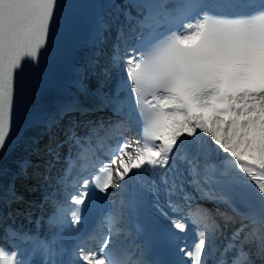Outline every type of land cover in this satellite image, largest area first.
<instances>
[{
    "label": "snow or ice",
    "instance_id": "6c2138e0",
    "mask_svg": "<svg viewBox=\"0 0 264 264\" xmlns=\"http://www.w3.org/2000/svg\"><path fill=\"white\" fill-rule=\"evenodd\" d=\"M75 7L0 0V152L13 132L18 73L27 63L42 80L57 32L73 27ZM99 8L107 19L97 21V41L103 45L112 29L116 39L105 60H90L73 83L87 91L85 80L95 78L98 109L111 115L86 124L83 136L75 124L66 130L70 151L55 174V138L33 149L47 159L23 161L22 174L34 168L51 189L43 204L52 210L43 233L17 226L21 213L0 211V264H162L149 248H126L116 235L146 202L169 219L165 235L183 258L178 264H264V0H109ZM74 108L63 105L59 114ZM113 135L115 144L73 176L71 147L86 158L94 138L101 146ZM114 192L119 210L89 246L82 220ZM21 199L12 186L0 204ZM237 217L240 227L229 233ZM189 225L191 247L180 235Z\"/></svg>",
    "mask_w": 264,
    "mask_h": 264
},
{
    "label": "bare ground",
    "instance_id": "6f19581e",
    "mask_svg": "<svg viewBox=\"0 0 264 264\" xmlns=\"http://www.w3.org/2000/svg\"><path fill=\"white\" fill-rule=\"evenodd\" d=\"M36 130H37V128H36ZM27 134H30V133L25 132L23 136H26ZM22 142H23L22 138L19 139V142L5 156H3L2 159L0 160V192H2L3 194L7 190L6 185L10 184V181L8 180V178H10V176H4L3 172L7 171V170H13V167H14L13 164L15 161L18 160L17 157H20L23 155H25L23 157H28V155H29V152L31 149L30 146L24 147ZM16 194L19 196V194L17 192H16ZM117 232H118V230H116V234H117Z\"/></svg>",
    "mask_w": 264,
    "mask_h": 264
}]
</instances>
